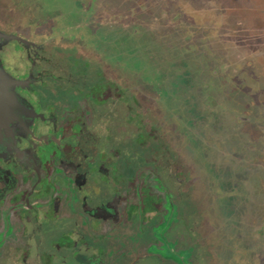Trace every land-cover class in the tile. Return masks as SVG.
Returning <instances> with one entry per match:
<instances>
[{"label": "flooded vegetation", "instance_id": "1", "mask_svg": "<svg viewBox=\"0 0 264 264\" xmlns=\"http://www.w3.org/2000/svg\"><path fill=\"white\" fill-rule=\"evenodd\" d=\"M163 4L67 0L77 29L99 36L110 28L132 46L154 31L168 66L180 68L170 91L144 81L139 68H107L77 40L69 48L82 62L72 64L53 47L7 34L17 39L0 48V264H239L237 224L209 220L202 202L213 194L226 209L240 198L235 178L220 186L237 162L264 169V82L246 80L255 68L241 67L216 23ZM12 43L22 63L7 68ZM226 80L260 100L228 107ZM180 83L189 85L184 93ZM207 147L234 164L208 183ZM226 212L234 215V205Z\"/></svg>", "mask_w": 264, "mask_h": 264}, {"label": "rangeland", "instance_id": "2", "mask_svg": "<svg viewBox=\"0 0 264 264\" xmlns=\"http://www.w3.org/2000/svg\"><path fill=\"white\" fill-rule=\"evenodd\" d=\"M163 2L162 8L165 12L181 11L183 17L202 21V23L208 21L210 25L216 23L215 27L218 29L217 32L222 42L230 45L231 49H239L236 54L244 64L241 67L255 68L253 74L251 70H245L246 80L264 82V0H163ZM51 12L55 15V20L49 25L39 27L38 23L41 18L48 16ZM162 19L165 18L162 16ZM78 23L81 24V19L77 14L70 13L67 0H0V31L3 33L14 32L42 42L48 48H55L72 64L82 62L81 57L69 48V45L77 40L84 45L86 50L92 52V55L102 56L100 60L94 57L93 59L105 63L107 68H120L128 73L139 68L146 76L144 81L151 76L158 80L160 88L164 87L169 91L168 81H179L180 68L168 66L163 56L164 43L155 38L154 31L145 30L139 41L133 40L132 46L128 38H123L118 33L115 35L110 28L97 36L91 33L89 27L81 26L77 29ZM130 47H133L134 51H131ZM15 48L16 44L12 43L3 53L2 58L5 65L10 66L7 68L21 66L22 62L18 60V55L10 53L11 49ZM165 51L169 52L168 49ZM248 61L251 67L245 66ZM97 62L92 61V66L97 67ZM130 79L132 78L128 75V80ZM226 82L229 86L223 89L228 99V107L232 106L233 109L242 110L249 106V103L257 104L260 100L257 94L252 93L251 97H247L246 91L228 80ZM188 86L180 83L178 91L184 93ZM255 87L260 88V85L257 84ZM161 92L160 96L163 94ZM226 97H223L225 101ZM245 98L249 99V103H246ZM179 102L173 96L169 101L174 106H179ZM260 114V119H263L264 108L261 109ZM208 137L215 140V137L209 134ZM189 141L190 144H194L191 140ZM203 155L208 163L207 173L203 174L206 179L203 180L207 183L210 181V174L217 178L220 168L223 174L225 171H230L234 165L232 162L231 164L227 162L217 150L209 147L203 150ZM227 165L230 167L226 168ZM236 166H239V170L236 171L234 177L224 178L223 182L220 180V186L228 183V179L231 182L235 178L238 183L240 198L230 204L232 207L234 205V215L233 213L231 216L224 215L223 212L227 214L226 211H231V206L224 209L222 203L215 200L217 198L213 194L208 195L205 204L202 202V207L207 218L213 219L216 224L228 217L230 222L234 220L237 224L239 264H264V169L261 165L257 164L254 167L244 164L243 161L239 162V165L237 162ZM243 194L246 195L245 199Z\"/></svg>", "mask_w": 264, "mask_h": 264}, {"label": "water", "instance_id": "3", "mask_svg": "<svg viewBox=\"0 0 264 264\" xmlns=\"http://www.w3.org/2000/svg\"><path fill=\"white\" fill-rule=\"evenodd\" d=\"M17 37L13 35H7L0 31V48L2 49L4 46L9 44L11 41L16 40ZM0 68H3V65H0ZM2 79V78H1Z\"/></svg>", "mask_w": 264, "mask_h": 264}]
</instances>
